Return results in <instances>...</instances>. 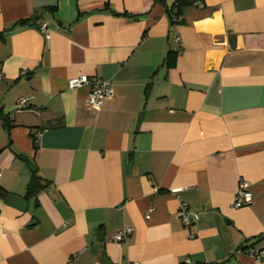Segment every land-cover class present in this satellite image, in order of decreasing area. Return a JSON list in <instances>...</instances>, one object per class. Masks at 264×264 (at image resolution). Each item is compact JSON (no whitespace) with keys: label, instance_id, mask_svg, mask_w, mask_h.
Masks as SVG:
<instances>
[{"label":"crops","instance_id":"obj_1","mask_svg":"<svg viewBox=\"0 0 264 264\" xmlns=\"http://www.w3.org/2000/svg\"><path fill=\"white\" fill-rule=\"evenodd\" d=\"M175 1L0 0V264H264V0Z\"/></svg>","mask_w":264,"mask_h":264},{"label":"built area","instance_id":"obj_2","mask_svg":"<svg viewBox=\"0 0 264 264\" xmlns=\"http://www.w3.org/2000/svg\"><path fill=\"white\" fill-rule=\"evenodd\" d=\"M39 31L44 36L46 41L50 39V29L46 22H42L39 26ZM174 50L180 52L181 50V42L179 38H175L174 40ZM25 75V74H24ZM4 78L3 70L0 66V81ZM83 87H88L90 89L89 96L87 99L88 107L95 111L100 112L102 110L103 104L114 98V91L112 88L111 82L104 80L102 78L96 76H86L81 75L75 78H72L68 82V88L70 90H77ZM30 97H22L17 101V109L18 112L29 110L33 114L40 115V111L35 108H30ZM40 138V133L35 135V140L37 141ZM249 183L245 181H241L238 191L234 200V207L244 208L249 207L254 202L253 193L249 189ZM177 218L181 220V222L186 227H191L198 220V214L191 211L188 207V204L182 203L177 212ZM67 225V224H66ZM133 233V228L125 227L122 228L117 234L112 237V241L120 244L124 242V240ZM252 256L256 259L263 261L264 260V249H252Z\"/></svg>","mask_w":264,"mask_h":264},{"label":"trees","instance_id":"obj_3","mask_svg":"<svg viewBox=\"0 0 264 264\" xmlns=\"http://www.w3.org/2000/svg\"><path fill=\"white\" fill-rule=\"evenodd\" d=\"M154 1L158 2L160 0H154ZM197 1L198 0H176L174 5L168 11L170 12L171 17L173 18V20L176 22L180 18V13L182 11V8L186 7L188 5H192V4L196 3ZM179 54H180V52L175 51V50H171L168 53L167 58H166V66L169 67V68L175 67L176 61H177V58H178ZM49 185H50V183L45 181V180H43L38 175L37 170L35 169L32 172L31 180H30L29 187H28L27 196L28 197H34L37 194H39L40 192L46 190L49 187ZM252 249H255V247L252 248ZM260 250H262V249H260Z\"/></svg>","mask_w":264,"mask_h":264}]
</instances>
